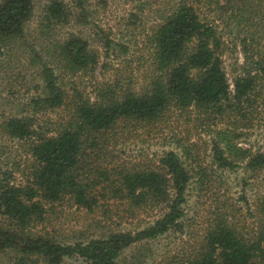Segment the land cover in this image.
Wrapping results in <instances>:
<instances>
[{
    "label": "trees",
    "instance_id": "16d2710c",
    "mask_svg": "<svg viewBox=\"0 0 264 264\" xmlns=\"http://www.w3.org/2000/svg\"><path fill=\"white\" fill-rule=\"evenodd\" d=\"M31 1L0 3V41L22 35ZM45 17L49 23H61L66 18L65 4L52 0ZM152 45L150 84L141 94L118 82L105 83L95 86L92 99L78 87L65 90L53 71L43 66L44 96L31 100L34 111L41 115L18 114L6 121V133L29 158L24 182L12 184L6 173L0 180V216L9 223L0 227V252L19 248L21 256L15 264H63L64 259L75 256L87 264H116L124 248L178 226L190 181L179 157L169 151L158 160H123L119 156L107 160L100 154L109 149L105 141L110 135L129 126L155 129L193 113L192 109L209 118L219 117L234 129L250 128L264 90V42L261 57L235 77L232 91L215 31L199 19L192 6L180 4L156 26ZM65 51L80 79L94 73L99 56L85 41L71 39ZM51 113H55L53 118ZM213 158L220 168L235 167L218 144L213 147ZM242 158L247 159L249 170H264V152L252 155L245 151ZM43 201L89 212L96 208L108 212L111 207L119 219L134 221L145 214L153 221L134 234H114L85 245H61L25 234L31 224L44 222ZM215 214L201 247L182 259L172 256L167 264H258L257 260L264 264V187L255 197L253 232L244 233L223 210Z\"/></svg>",
    "mask_w": 264,
    "mask_h": 264
},
{
    "label": "rangeland",
    "instance_id": "374dc122",
    "mask_svg": "<svg viewBox=\"0 0 264 264\" xmlns=\"http://www.w3.org/2000/svg\"><path fill=\"white\" fill-rule=\"evenodd\" d=\"M51 1L32 0L22 35L0 41V180L5 173L10 174L9 181L14 185L24 182L29 158L20 143L8 136L5 123L18 114L41 115L34 111L31 100L44 96L43 66L53 71L56 82L65 90L78 87L92 99L95 86L105 83L118 82L141 94L150 84L153 31L182 3L192 6L199 19L214 29L231 91L235 77L261 57L264 0H59L65 4L66 18L57 24L45 17ZM71 39L85 41L88 49L98 53L95 71L86 78H79L80 72L66 54L65 46ZM192 112L155 129L129 126L106 138L109 149L100 156L107 160L116 156L123 160H158L172 151L190 175L178 226L124 248L116 264H167L172 256L185 258L201 247L208 226L218 216L215 212L221 210L244 233L254 230L255 197L264 187V170L246 168L247 159L242 154L264 152V90L248 129L225 126L221 118H209L198 109ZM54 114L49 116L53 118ZM215 144L235 167L218 166L213 158ZM43 205L44 222L31 224L25 234L61 245H85L114 234H134L153 221L145 214L134 221L119 219L111 207L108 212L103 208L89 212L45 201ZM8 224L0 216V227ZM19 256V248L0 252V264H15ZM257 263L262 264L259 260ZM63 264L87 263L75 256L64 259Z\"/></svg>",
    "mask_w": 264,
    "mask_h": 264
}]
</instances>
